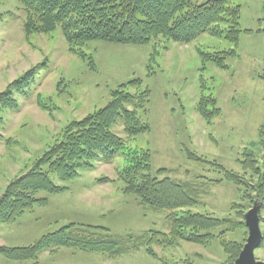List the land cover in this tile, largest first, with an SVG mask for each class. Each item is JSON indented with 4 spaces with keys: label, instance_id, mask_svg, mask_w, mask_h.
Here are the masks:
<instances>
[{
    "label": "rangeland",
    "instance_id": "rangeland-1",
    "mask_svg": "<svg viewBox=\"0 0 264 264\" xmlns=\"http://www.w3.org/2000/svg\"><path fill=\"white\" fill-rule=\"evenodd\" d=\"M231 3L240 5L241 32L236 46L208 33L190 43L160 38L132 45L97 39L82 45L80 56L69 52L59 29L26 34L19 0H0V92L34 65L43 63L28 86L13 93L17 108L1 113L0 194L61 139L71 121L103 107L111 98L110 91L132 78L141 79L138 91L146 97L137 107V115L149 129L130 139L121 123L113 131L124 137L129 147L149 150L153 173L165 168L167 176L191 181L198 176H219L209 164L189 159L187 151L237 172H242L238 160L244 151L253 152L260 164L264 154L258 139L264 118V40L257 28L264 26V21L259 23L264 13L261 0ZM230 48L236 49L237 56L226 60V69L203 62L198 53V49L212 52ZM202 95L214 99L220 108V114L210 121L197 111ZM124 166L123 157L112 163L97 161L91 168L79 167L78 176L57 182L66 189L39 191L36 197L45 198L46 204H35L14 223H1L0 245H28L68 223L102 226L113 234L139 236L151 229L167 233L166 211L141 206L135 196L122 192L123 181L117 172ZM51 178L57 181L53 175ZM233 201H239L236 187L222 182L189 209L228 217L234 214ZM259 201L254 199L247 205L245 215L256 207L262 233L264 208ZM246 229L248 232L247 226L229 232V239L241 241ZM154 251L156 257L144 248L107 257L61 247L44 251L36 263L11 261L0 255V264H182L185 260L223 264L227 258L216 237L206 245L177 240ZM254 255L264 262L263 247H257Z\"/></svg>",
    "mask_w": 264,
    "mask_h": 264
},
{
    "label": "trees",
    "instance_id": "trees-1",
    "mask_svg": "<svg viewBox=\"0 0 264 264\" xmlns=\"http://www.w3.org/2000/svg\"><path fill=\"white\" fill-rule=\"evenodd\" d=\"M19 2L25 14L26 34L59 29L69 52L80 56V47L97 39L132 45H145L160 38L169 42L190 43L200 34L208 33L236 46L241 32L240 5L232 4V0H204L201 3H193V0ZM261 8L264 13V0H261ZM261 21H264V16L259 23ZM257 31L264 40V26ZM198 53L203 62H211L222 69L229 67L226 63L228 58L237 56L235 48L212 52L198 49ZM42 64L34 65L0 92V125L2 111L17 108L13 93L28 86ZM140 85L141 79L132 78L111 90V98L103 107L71 121L58 142L35 159L28 170L12 179L0 194V224L14 223L21 214L31 211L35 204H46V199L36 197V194L39 191L57 193L66 189L57 182L78 176L79 167L91 168L97 161L112 163L123 157L125 166L117 172L123 181L122 192L135 196L141 206L153 211H166L169 231L151 229L136 236L113 234L102 226L68 223L42 234L28 245H0L1 256L11 261L36 263L44 251L70 247L107 257L144 248L149 255L156 257L155 247L169 246L177 240L206 245L216 237L227 256L223 264H234L248 232L244 230L241 241L229 239L228 233L246 228L245 211L254 199L260 200L264 208V154L259 164L253 152L244 151L238 160L242 172H237L187 151L189 159L209 164L219 176H198L191 181L171 178L166 175L165 168H158L153 173L149 150L129 147L124 137L113 131L117 123L122 124L127 139L148 131L149 125L137 115V107L146 97L144 92L138 91ZM130 88L136 90L131 92ZM197 111L206 121L220 114L216 101L204 95L199 100ZM258 139L264 146V118L258 128ZM222 182L233 184L239 195V201L230 204L234 213L232 216L219 218L189 209L199 204L202 196L208 194L214 185ZM260 221L264 222V218ZM219 228L220 231L215 234L213 231ZM258 247L264 248V232ZM182 264L193 263L185 260Z\"/></svg>",
    "mask_w": 264,
    "mask_h": 264
},
{
    "label": "water",
    "instance_id": "water-1",
    "mask_svg": "<svg viewBox=\"0 0 264 264\" xmlns=\"http://www.w3.org/2000/svg\"><path fill=\"white\" fill-rule=\"evenodd\" d=\"M256 207L250 209L245 215V224L248 228V236L234 264H259L254 251L259 246L262 233L259 227V218Z\"/></svg>",
    "mask_w": 264,
    "mask_h": 264
}]
</instances>
